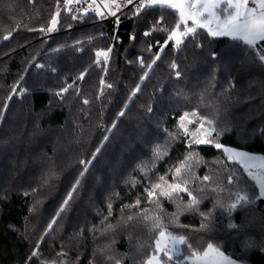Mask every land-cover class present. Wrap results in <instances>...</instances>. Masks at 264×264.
Segmentation results:
<instances>
[{
    "label": "trees",
    "instance_id": "trees-1",
    "mask_svg": "<svg viewBox=\"0 0 264 264\" xmlns=\"http://www.w3.org/2000/svg\"><path fill=\"white\" fill-rule=\"evenodd\" d=\"M53 3L0 0V103L21 76L20 86L28 89L13 97L0 119V264H25L37 245L40 255L27 264H89L97 249L108 244L116 256L124 257L123 264H134L133 257L139 260L154 249V233H145L136 221L120 224L106 235L93 228L118 225L121 217L153 207L145 202L143 188L149 181L137 165L145 161L151 165L153 149L164 144L165 129L174 131L183 112L197 109L201 115L211 116L219 107L233 122V131L223 135L221 142L264 154V135L260 134L264 129V68L258 60L264 43L250 48L241 40L212 37L207 28L198 29L197 36L187 38L178 50L169 42L141 83L140 77L148 69L141 68L138 58L149 63L159 51L157 41L163 44L167 37L160 31H151L149 36L143 33L151 30L162 13L160 27H173L171 10L156 7L132 18L127 8L120 14L118 30L114 20H101L91 13L79 21H62V26L48 35L28 30L45 23ZM114 34L116 41L111 39ZM87 37L92 40L87 41ZM77 40L83 43L76 45ZM109 45H114V50L105 79L114 88L96 99L103 73L93 63L95 50ZM149 45L151 51L147 50ZM173 61L179 65V78L169 67ZM85 69L84 79L76 80L63 101L54 95ZM137 84L141 90L129 100ZM85 98L91 103L83 104ZM125 104V115L110 134L106 133L105 128L117 120ZM245 126L248 131L242 134ZM106 134L109 140L82 178L78 193L53 230L46 232L82 170L79 161L90 159ZM185 151L184 143L177 140L148 176L164 174ZM199 151L206 163L194 171L197 176L212 177L206 182L210 187L200 204V211L211 213L210 220L204 221L198 213H185L179 217L181 226L169 230L187 236L198 250L211 242L235 260L264 264V197L259 196L256 182L214 147L200 146ZM50 171L55 175L44 185ZM229 176L234 178L232 184ZM132 178L140 181L135 187ZM213 187L223 191L212 192ZM33 189H37L35 194ZM241 189L253 202L229 213L227 205ZM181 195L186 201L187 195ZM137 197L141 198L139 208L121 211ZM37 200L40 203L33 211ZM108 203L112 204L111 215ZM161 203L166 213L176 211L175 205L163 198ZM202 222L209 227L201 229ZM230 223L238 227L229 228ZM138 244L144 246V253L136 252ZM179 247L181 258L189 254L186 245ZM97 260L107 264L98 256Z\"/></svg>",
    "mask_w": 264,
    "mask_h": 264
},
{
    "label": "snow or ice",
    "instance_id": "snow-or-ice-1",
    "mask_svg": "<svg viewBox=\"0 0 264 264\" xmlns=\"http://www.w3.org/2000/svg\"><path fill=\"white\" fill-rule=\"evenodd\" d=\"M221 4H226L227 7L223 9L224 15L221 19L217 15L216 10L220 8ZM131 6V8H129ZM159 7L160 9L171 10L174 16V26L171 28L160 27V24L164 20V14H161L160 20L154 21V26L150 31H145L144 36H149L151 31H160L167 34V37L163 44L159 45V51L155 54L154 58H149L150 62L146 63L144 57H139V64L141 68H147L144 74L140 77L141 83L148 78L149 72L153 69V66L161 58V53L164 48L167 47L169 42H174L175 48L178 50L181 45L185 43V40L189 37L195 38L197 36V30L207 28V32L212 37L230 36L235 40H241L250 48L256 46L258 42L264 43V0H54L52 10L50 11L45 23L38 29L29 28L30 31H39L42 34L48 35L57 31L62 26V21L67 23L68 21H79L89 14H94V17H99L101 20L106 17L114 18V28L118 30V26L121 21V15H123V9L129 8L132 13V18H138L143 13H146L152 8ZM63 13V16H62ZM120 13L121 15H118ZM208 17H215L218 20L216 28L209 26ZM190 22V23H189ZM72 25L68 23V27ZM11 32L5 35V40L9 39ZM112 40H118V36L114 34L111 37ZM131 40H135V35L130 37ZM92 37H87V41H91ZM83 43L80 40L76 41V45ZM151 45L148 46V51H151ZM200 47V45H197ZM114 50V45H109L106 48L95 50V59L93 63L101 68L102 76L99 80V89L96 99H100L104 96L106 90L114 88L112 83H108L105 79L108 73V65L111 61V55ZM55 51H59L56 49ZM215 56V53L212 54ZM262 68H264V50H261V54L258 58ZM43 67V65H37ZM169 67L175 73L177 78L181 73L177 69L179 65L173 61ZM55 71V69H53ZM87 73V69L81 72L72 83L61 87L54 93L61 101L65 99V94L70 89H74L76 80H83ZM24 79L23 76L19 78L15 85L11 86L10 93L5 97L4 101L0 103V119L3 118L6 113L10 101L15 95H24L28 92V89L20 86V81ZM141 90L140 84H137L133 89L129 100L132 99ZM79 92L77 91V95ZM231 96L228 97V101L231 102ZM248 99H251L249 94ZM83 104L88 105L91 103L89 99H84ZM51 103V102H49ZM127 104L118 112L117 120H114L110 127L105 128L106 133L110 134L116 127L117 121L120 117L125 115V109ZM147 111L152 112V107L149 106ZM194 125V128L190 126ZM233 131V122L226 114L222 113L218 107L211 116L201 115L197 109L192 111L183 112L177 119L176 127L174 131H168L165 129L166 138L163 145H157L153 149L151 157V165L147 161L137 165V168L146 177L149 183L144 186L143 191L146 193L144 197L145 202L152 205V208H142L132 215H128L126 218L121 217V221L118 225H112L106 223L102 228H93V231H100L101 235H106L120 224L127 225L129 222L136 221L138 224L144 226L145 233H154L156 238L154 241L155 247L150 254L142 255V258L137 260L133 257L134 264H186V261H193V264L197 262H203V264H209L206 258L210 254L215 257H219L224 264H237L236 260L228 259L218 246L209 242L202 251L198 250L185 235L174 234L169 229L171 227H180L179 217L185 213H198L204 219L209 221L211 213H204L200 211V204L204 200L209 185L206 182L212 180V177L205 174L202 177L197 176L194 171L195 168L206 163L202 155L200 154V146H211L219 150L229 161L239 164L247 176L254 180L259 188V196L264 197V155H253L245 151H238L235 148L225 146L221 142V137L226 133ZM246 126L242 130V134L247 133ZM104 135L100 146L91 154L90 159L80 160L82 170L79 176L76 178L71 189L68 191L65 199L63 200L60 208L57 210L56 215L48 224L47 231L53 230V226L57 223V219L64 213L70 205V201L78 193V189L81 186V180L85 173L89 170L93 161L100 153L102 147L109 140V135ZM260 134L264 135V129L260 130ZM177 140H180L185 145V154L182 159L178 160L175 164L171 165L164 174L149 177L148 173L151 172L156 164L168 156L169 147ZM255 162H259L258 164ZM256 169V171H253ZM55 173H49L43 181L44 185H47L49 179L54 176ZM169 176L171 177L169 179ZM238 180V178H236ZM234 178L228 177V183L232 184ZM140 183L139 180L132 178L131 184L133 187ZM195 185V187H193ZM212 192L223 191L222 188L218 189L213 187L210 189ZM33 194L37 192V189L32 190ZM196 192L199 195H194ZM187 195V200L181 194ZM28 193L26 192L25 195ZM161 198L167 202L174 204L176 211L173 213H166L161 203ZM253 201L246 191L238 190L234 194V200L231 204L227 205V211L229 213L242 208L245 205L251 204ZM40 203L39 200L35 201L33 208L35 210L36 205ZM141 205V198L137 197L131 204L123 205L121 211H125L129 208H139ZM223 206V205H221ZM107 209L109 215H111L112 204L108 203ZM105 221L108 217L106 216ZM167 219V222H165ZM201 229L209 227L208 223H201ZM229 228H237V224L230 223ZM114 242V241H113ZM180 245H186L189 254L182 257ZM145 249L142 244L136 246L137 253H144ZM39 246L31 251L28 261L38 257ZM59 255H66V253H59ZM97 256L106 261L107 264H123L124 257H118L111 249V244L102 246L97 249L93 260L89 261V264H98ZM41 264H44L41 261ZM52 264H56L55 261ZM65 264V262H61ZM215 264V261L211 262Z\"/></svg>",
    "mask_w": 264,
    "mask_h": 264
},
{
    "label": "rangeland",
    "instance_id": "rangeland-1",
    "mask_svg": "<svg viewBox=\"0 0 264 264\" xmlns=\"http://www.w3.org/2000/svg\"><path fill=\"white\" fill-rule=\"evenodd\" d=\"M227 5L226 4H221L220 8L223 10L224 8H226ZM217 12V15L221 17V19L223 18L224 15H227V13H224V12H220L219 9L216 10ZM208 23H209V26L212 27V28H216L217 27V24H218V20L215 18V17H208ZM194 128V127H193ZM225 146H228V147H232V148H235L236 150L238 151H245V152H248L250 154H253V155H264L262 153H257V152H252V151H249V150H246V149H243V148H240V147H235V146H231V145H225ZM255 163H259V162H255ZM253 171H256V169H253ZM258 186V185H257ZM259 190V188H258ZM225 255V254H224ZM228 259H233L227 255H225ZM207 261L209 262V264H211V262L215 261V264H221L219 262H217L216 260L212 259L211 257H208L206 258ZM235 260V259H233ZM237 261V264H246V263H243V262H240L238 260ZM191 264H193V261H190ZM197 264H203V262H197Z\"/></svg>",
    "mask_w": 264,
    "mask_h": 264
},
{
    "label": "crops",
    "instance_id": "crops-1",
    "mask_svg": "<svg viewBox=\"0 0 264 264\" xmlns=\"http://www.w3.org/2000/svg\"><path fill=\"white\" fill-rule=\"evenodd\" d=\"M212 259L216 260L217 262L224 264V262L219 258V257H215L214 255L210 254V256ZM189 264H191V262L189 261Z\"/></svg>",
    "mask_w": 264,
    "mask_h": 264
},
{
    "label": "built area",
    "instance_id": "built-area-1",
    "mask_svg": "<svg viewBox=\"0 0 264 264\" xmlns=\"http://www.w3.org/2000/svg\"><path fill=\"white\" fill-rule=\"evenodd\" d=\"M129 8H131V6H129ZM125 9H127V8H125ZM125 9H123V11H124ZM118 15H120V13H118ZM105 19L114 20V18H113V17H111V16H109V17H106Z\"/></svg>",
    "mask_w": 264,
    "mask_h": 264
}]
</instances>
